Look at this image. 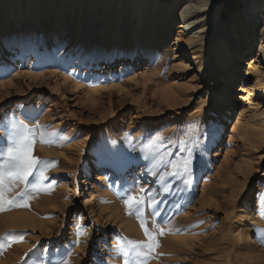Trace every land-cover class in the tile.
<instances>
[{
	"label": "rangeland",
	"instance_id": "1",
	"mask_svg": "<svg viewBox=\"0 0 264 264\" xmlns=\"http://www.w3.org/2000/svg\"><path fill=\"white\" fill-rule=\"evenodd\" d=\"M202 3L0 0V137L13 120L46 126L33 155L56 162L26 207L0 212V234L23 236L0 249V264H123L117 237L147 239L121 198L141 186L159 245L146 264H264V100L241 90L258 69L264 82V21L246 20L264 0ZM186 10L189 33L180 29ZM222 44L231 52L225 67L215 60ZM229 92L233 115L224 124ZM40 131L54 134L50 143ZM186 147L192 183L161 180L173 170L153 167L159 156L179 159Z\"/></svg>",
	"mask_w": 264,
	"mask_h": 264
},
{
	"label": "snow or ice",
	"instance_id": "2",
	"mask_svg": "<svg viewBox=\"0 0 264 264\" xmlns=\"http://www.w3.org/2000/svg\"><path fill=\"white\" fill-rule=\"evenodd\" d=\"M46 126L36 125L30 128L25 120H13L6 127V139L0 137V212L6 209H11L20 206H27V201L32 199V192L38 191L37 185L39 181L47 179L45 172L56 162L43 160L33 155V144L37 135V129H43ZM52 136V133L39 132L40 142L50 143L45 137ZM181 146H185L184 140L179 141ZM150 149V146H149ZM187 155L179 159L165 160L164 155H171L165 153L159 156L156 164H163L166 167L170 166L173 171L165 172L160 176L163 180L165 176H172L174 179L182 181L185 187L192 183L191 177L193 174L194 165V152L193 148L186 147ZM148 159V156H145ZM155 159V157H153ZM155 175V172H150ZM32 178L31 180L29 178ZM19 184H23L22 188L18 192H14L13 189ZM9 193L11 196L9 197ZM264 197V194H261ZM122 202L125 205L128 215H135L139 220L140 226L144 231V235L147 238L145 241H137L128 239L126 237L118 236L119 242L116 249L117 255L122 257L123 264H146L143 259L147 257L154 247H158V244H154L156 237L153 231L147 227L148 220L145 216V206L153 207V203L150 202V193L147 192L142 186L139 190L135 187L125 189L124 195L121 197ZM159 212L153 211L152 215L157 216ZM264 215V211L261 213ZM154 229L158 230L160 234L164 233V229L159 224L153 223ZM264 231V230H262ZM7 237L4 244H0V249H3L5 244L10 245L11 242L17 240H23L22 235H14L11 232L0 234ZM35 247V245L33 246ZM59 264H68L66 260H60Z\"/></svg>",
	"mask_w": 264,
	"mask_h": 264
},
{
	"label": "bare ground",
	"instance_id": "3",
	"mask_svg": "<svg viewBox=\"0 0 264 264\" xmlns=\"http://www.w3.org/2000/svg\"><path fill=\"white\" fill-rule=\"evenodd\" d=\"M182 1H184V0H179V1L177 0V2H180V3ZM186 1H188V0H186ZM203 3L206 6V4L208 3V0H203ZM184 9H185V7H184ZM199 10H202V8H199ZM246 16H247L246 17L247 21L248 20H254L256 22L261 21V20L264 21V4L261 5L260 8H258V9H256L255 6H252V9H250L247 12ZM186 17H188L187 16V10L185 12H183L181 14V16L179 17V19L181 20L180 29L182 30V32H185V33L188 32L189 33L193 29L194 26H192L193 23H190V22H188V20H186V19H188ZM189 18H190V16H189ZM239 23H241V21H239ZM249 43H250V39L248 37H246V48L245 49H249V47H251V45L249 46ZM193 44L194 43H193L192 39H187V41L184 43V45L186 47H193ZM4 47H5L4 43L2 41H0V52L3 49H5ZM259 52L260 53L258 54V58L257 59L259 60V63H261L262 61H264V34H262V37H261V43H260ZM125 58H126V56L124 55L123 59H125ZM215 58H216L215 59L216 63L218 65H221V66H224V67L227 66L229 61H230V59H231V52H230L229 47L227 45L222 44L221 48L218 51V53L216 54ZM196 60H198V59H196ZM201 62H202V57H199V60L197 61L196 66L201 71V76L205 79L206 76H207L206 72L208 71V69H207V65L206 66L202 65ZM253 69H254V66H252V63L248 62V71L247 72L250 73V71L253 70ZM255 73H256V83L254 85H249L248 88H242L241 90H242V92L246 91V93H248V94L249 93L252 94V92H253L256 95H258L259 97L263 98V100H264V82H263V79H261V77H260L261 76L260 70L258 69ZM244 89H246V90H244ZM229 94L230 95H227V97H225V99H223V97L221 99V100H224L222 102H224L225 105H226V111H225V114L223 115V123L224 124H228L229 121H230V118H232V115H233V113H232V109H233L232 105L234 104L233 93L231 95V93L229 92ZM109 175H110V173L107 172V171L101 172L100 174L95 176V181L96 182H101V181L105 180ZM25 219H26V217H25ZM25 219L22 218V219H19L17 221L24 220L23 222H21L23 224L25 222ZM27 222H30V221H27ZM21 223H19V224H21ZM227 226H228L227 223L225 221H222V228H227Z\"/></svg>",
	"mask_w": 264,
	"mask_h": 264
}]
</instances>
